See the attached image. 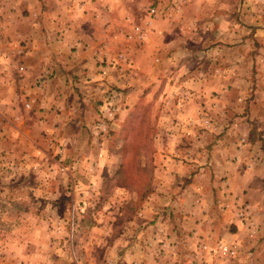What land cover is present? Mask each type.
<instances>
[{"label":"rangeland","instance_id":"374dc122","mask_svg":"<svg viewBox=\"0 0 264 264\" xmlns=\"http://www.w3.org/2000/svg\"><path fill=\"white\" fill-rule=\"evenodd\" d=\"M49 1L113 12L0 59V264H264V0Z\"/></svg>","mask_w":264,"mask_h":264},{"label":"crops","instance_id":"0c3cea01","mask_svg":"<svg viewBox=\"0 0 264 264\" xmlns=\"http://www.w3.org/2000/svg\"><path fill=\"white\" fill-rule=\"evenodd\" d=\"M56 1H58V4L60 5L63 2V0L61 1L56 0ZM54 6L55 4L50 3L49 0L46 1L44 5L41 3V0H0V59L2 61L5 59L4 56L6 55V52H8L11 47H13L12 51L14 49L15 54L17 51L23 54L21 56V59L23 60L24 57L23 64L26 66V71H29L30 69L28 67L29 60L26 58L28 57L27 53L29 52L30 48L35 43L38 42L40 45L44 46L48 42L49 37L52 35V28H55L57 25L60 26L59 28H61V30H63V33L61 34H63V41L65 43L64 45L73 44V43L78 45L85 42L89 46L90 42H92L93 40V37H96L95 35H92L91 37L89 36L88 32L90 31V29L91 31L92 30L95 31L97 34L98 32H102L103 31L102 26H104L106 14L109 15L111 14V12H113L112 10H109L110 5L106 7L105 5L103 7H99V3H95V6L93 5L90 6V9L87 11L86 15L84 13L80 15V13L76 11V13L80 15V17L78 19L69 21L70 19L68 18L70 17L67 16L68 15L67 13L69 12H66L67 10H65L64 7H61L60 9V7L55 8ZM73 14L74 13L72 12L69 15L72 16ZM93 14H97L98 17L102 19V21L94 22L95 24L92 22L87 24L88 28L86 32L85 29L83 28L82 23H84L85 20L87 21L88 19H90V17L93 18L92 20L97 21V19L93 17ZM38 38L40 39L39 41L36 40ZM68 74L69 73H67L66 76L69 77V79H71L70 74L69 75ZM76 74L80 75V77H77L78 79H82L84 75V71H77ZM90 74L92 75V73ZM95 75L98 74L96 73ZM208 90L209 89H206V87L202 89L198 88V90H196L195 88L194 92L187 91V93H189L192 96L197 95L200 98V96H208V93H205V91L208 92ZM68 92L69 93L73 92V89L66 88L65 93ZM218 92L223 93L222 91H218ZM206 101H208L209 104L210 102H215L209 98ZM206 101H204V99L201 100V102H206ZM195 102L196 101H194L193 104H195ZM216 141L220 144L218 146H215L218 148V151L217 150L209 151V153L211 154L209 159L211 162L216 161V159L219 160V163L222 164V166L218 165V167L220 168L219 169L220 172H223V167H227L229 163V160H227V158L231 157V155L228 157L226 155V152L223 151V137L221 140L218 139ZM234 141L236 142V139ZM188 166L190 168L191 166H195V164ZM185 169L187 170L188 168L185 167ZM185 169L183 171H186ZM200 169L202 170V167ZM222 222L223 220H221L220 223ZM216 231L219 233L220 228L218 227V230L216 229ZM216 231L214 230L204 231V233L202 231L203 233L202 235L204 237L210 235L211 237L216 238L218 237ZM195 234L196 233H193L192 236L190 237V239H192L191 241L196 239ZM158 236L159 237H156L155 235L157 240L159 239L158 240L159 244H157L154 251L156 254L158 252L163 254L165 251L164 250L162 251L161 248H164L165 246L169 248L174 243V241L179 242L175 231L174 233L167 232L164 233L163 235H158ZM162 244L165 246L162 247Z\"/></svg>","mask_w":264,"mask_h":264}]
</instances>
